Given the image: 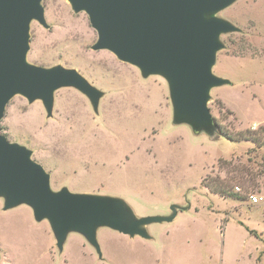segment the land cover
<instances>
[{"label":"rangeland","instance_id":"374dc122","mask_svg":"<svg viewBox=\"0 0 264 264\" xmlns=\"http://www.w3.org/2000/svg\"><path fill=\"white\" fill-rule=\"evenodd\" d=\"M43 4L50 27L32 22L29 62L76 68L105 95L96 113L78 89L60 88L52 117L41 100L16 95L0 133L33 150L54 190L120 195L137 216L168 215L173 203L189 208L150 224L152 240L100 228V258L77 232L60 251L48 220L25 204L4 210L0 198V264H264V199H251L264 198V0L218 13L241 31L221 36L213 71L232 84L210 92L213 133L173 122L163 76L144 77L113 52L92 49L98 34L86 12L67 0ZM220 127L255 140H229Z\"/></svg>","mask_w":264,"mask_h":264},{"label":"water","instance_id":"95a60500","mask_svg":"<svg viewBox=\"0 0 264 264\" xmlns=\"http://www.w3.org/2000/svg\"><path fill=\"white\" fill-rule=\"evenodd\" d=\"M67 1L76 13L89 15L98 34L92 49L113 52L144 77L161 75L167 80L175 124H188L195 133L218 129L208 105L210 92L232 81L215 74L213 67L224 48L221 36L241 31L218 13L238 0ZM33 21L50 27L43 0H0V122L16 95L30 103L41 100L52 117L55 93L63 87L78 89L98 113L105 92L76 68L29 62ZM32 155V149L0 133V198L4 210L25 204L37 221L48 220L62 252L70 233L77 232L102 258L100 228L151 239L150 224L172 222L180 210L189 208L173 203L168 215L137 216L121 197L73 192L67 186L54 190L50 173Z\"/></svg>","mask_w":264,"mask_h":264},{"label":"trees","instance_id":"16d2710c","mask_svg":"<svg viewBox=\"0 0 264 264\" xmlns=\"http://www.w3.org/2000/svg\"><path fill=\"white\" fill-rule=\"evenodd\" d=\"M260 130L262 131V133H264V126H262L261 128H260ZM220 133L222 134V135H224L225 137H227L229 140H235V141H239V140H242V139H254L253 137H249V136H246V137H243V136H239V135H237V136H233V135H231L230 133H228L226 130H224L222 127H220ZM255 140V139H254ZM216 193H219V194H221V195H227V193H226V190L225 189H223V188H216L215 190H214Z\"/></svg>","mask_w":264,"mask_h":264},{"label":"crops","instance_id":"0c3cea01","mask_svg":"<svg viewBox=\"0 0 264 264\" xmlns=\"http://www.w3.org/2000/svg\"><path fill=\"white\" fill-rule=\"evenodd\" d=\"M44 166V165H43ZM45 167V166H44ZM46 169V168H45ZM47 170V169H46ZM48 171V170H47ZM49 172V171H48ZM50 173V172H49ZM50 175H51V173H50ZM52 186V185H51ZM65 186H67V185H65ZM64 187V186H63ZM68 187V186H67ZM69 188V187H68ZM70 189V188H69ZM71 190V189H70ZM72 191V190H71ZM73 192H87V193H98V192H90V191H73ZM98 194H106V193H98ZM107 195H113V196H117V197H121V198H123L122 196H120V195H114V194H107ZM123 199H125V198H123ZM126 200V199H125ZM129 202V201H128ZM130 203V202H129ZM131 204V203H130ZM148 229H149V227H148ZM99 231V230H98ZM118 232V231H117ZM149 232H150V230H149ZM120 233V232H119ZM151 233V232H150ZM125 235V234H124ZM152 235V234H151ZM129 236V235H128ZM135 237H138V236H135ZM140 237V236H139ZM132 238H134V237H132ZM142 238V237H141ZM99 239V238H98ZM143 239H145V238H143ZM152 239H154V237H153V235H152V238L151 239H147V240H152ZM66 244V243H65ZM101 245V244H100ZM102 248V247H101Z\"/></svg>","mask_w":264,"mask_h":264},{"label":"built area","instance_id":"2783aa9c","mask_svg":"<svg viewBox=\"0 0 264 264\" xmlns=\"http://www.w3.org/2000/svg\"><path fill=\"white\" fill-rule=\"evenodd\" d=\"M251 199L253 201V203H259L261 202L264 198L262 196L259 195H252Z\"/></svg>","mask_w":264,"mask_h":264}]
</instances>
